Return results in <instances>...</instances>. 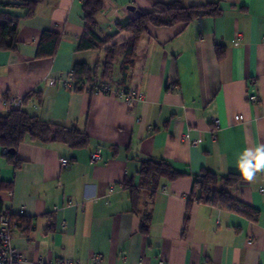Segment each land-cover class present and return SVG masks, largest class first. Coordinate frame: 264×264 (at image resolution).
Returning a JSON list of instances; mask_svg holds the SVG:
<instances>
[{
	"label": "crops",
	"instance_id": "0c3cea01",
	"mask_svg": "<svg viewBox=\"0 0 264 264\" xmlns=\"http://www.w3.org/2000/svg\"><path fill=\"white\" fill-rule=\"evenodd\" d=\"M24 1L34 0H1L8 6L0 11L20 21L17 49L0 51V114L11 109L5 98L20 97L31 115L76 127L89 142L75 149L25 140L15 148L18 168L0 150V178L12 186L0 197L15 214L11 241L26 259L19 264L56 258L92 264L93 254L101 264H264V0H103L94 31L113 36L118 55L111 81L97 80L141 93L133 106L60 83L74 64L103 60L102 49H78L82 0H39L31 16L24 6H10ZM172 1H217L222 13L149 25L120 84L122 46L132 34L118 24ZM44 31L53 37L43 38ZM250 84L256 104L246 100ZM185 134L201 143L190 145ZM98 148L101 159L92 162ZM150 158L167 161L181 176L140 188V161ZM203 170L238 175L228 191L240 209H255L257 219L193 200L185 222L193 181ZM144 214H150L146 233Z\"/></svg>",
	"mask_w": 264,
	"mask_h": 264
},
{
	"label": "trees",
	"instance_id": "16d2710c",
	"mask_svg": "<svg viewBox=\"0 0 264 264\" xmlns=\"http://www.w3.org/2000/svg\"><path fill=\"white\" fill-rule=\"evenodd\" d=\"M39 0L24 1L20 4L10 6H24L28 9L27 16H31ZM3 5L0 0V7ZM103 8V0H82V12L84 21V32L79 39V50H103V60L100 64L88 65L76 63L72 69V78L75 81V91L83 89L84 82H99L101 80L111 81L114 63L118 55V47L111 43L113 36L99 38L95 34L97 26L96 15ZM222 13L217 1L207 2L199 5L185 6L180 1L169 3L157 2L152 10L138 11L133 19L124 24H118V31H128L132 36L123 42V57L120 63V84H123L128 71L134 64L135 51L142 34L147 31L149 25L162 27L172 26L178 23L189 24L203 17H216ZM20 19L8 13L0 11V51L17 49L18 24ZM53 37V33L44 31L42 37ZM56 36V35H55ZM54 36V37H55ZM222 52H218L221 57ZM26 99V98H25ZM29 140L39 144H48L53 141L62 142L71 148L79 149L87 146L88 136L76 127H65L44 121L36 115L19 108H11L7 114H0V150L6 149L3 156L6 161L13 164L15 168L20 166L21 161L15 154H8L7 149L16 148L21 142ZM139 187L155 188L161 178L175 180L181 176L180 172L173 169L171 164L163 159H146L140 161L138 170ZM240 180L238 175H217L208 170H203L201 175L193 181L191 197L187 205L184 221L188 220V212L193 200L202 202L213 207H221L237 212L253 221L258 217V212L250 207L240 209L238 202L232 197L228 188ZM130 186L131 201L135 200V189ZM11 184L0 178V194L11 191ZM3 210L0 197V212ZM15 218V216H14ZM150 222V214H144L140 223V231L146 233ZM28 230V226L25 231Z\"/></svg>",
	"mask_w": 264,
	"mask_h": 264
},
{
	"label": "built area",
	"instance_id": "2783aa9c",
	"mask_svg": "<svg viewBox=\"0 0 264 264\" xmlns=\"http://www.w3.org/2000/svg\"><path fill=\"white\" fill-rule=\"evenodd\" d=\"M241 39V34L237 33L235 42ZM52 83V82H51ZM60 83L63 87H73L75 88L76 84L72 76L69 79H61ZM83 89L93 92V93H102L110 96H114L118 99H121L127 106H133L137 101L141 100L142 94L135 92L130 88L125 87H116L113 84L111 85L108 82H84ZM246 100L249 104H256L259 101V97L252 85H249V88L246 92ZM3 104L9 106L10 108H19L22 109L24 102L20 97L9 96L3 100ZM236 121L243 120V115H236ZM218 124V120L214 121V125ZM183 138L190 145H199L201 139H192L189 134H185ZM3 152H6V149H3ZM90 158L92 162H96L101 159V149H95L90 153ZM61 164L63 166L67 165L65 159H61ZM55 207L54 209H56ZM24 211L21 209L18 211L17 215H23ZM15 214L11 211L3 209L0 212V264H19L25 263L26 259L15 249L11 241V233L16 228V221L14 218ZM92 264H101V257L98 254L92 255ZM37 264H78L77 261L65 258H56L49 262L38 261ZM162 264V262H159Z\"/></svg>",
	"mask_w": 264,
	"mask_h": 264
},
{
	"label": "water",
	"instance_id": "95a60500",
	"mask_svg": "<svg viewBox=\"0 0 264 264\" xmlns=\"http://www.w3.org/2000/svg\"><path fill=\"white\" fill-rule=\"evenodd\" d=\"M127 8L129 10L133 11V7L132 6H128ZM7 153L13 155L15 153V148H9V149H7Z\"/></svg>",
	"mask_w": 264,
	"mask_h": 264
},
{
	"label": "rangeland",
	"instance_id": "374dc122",
	"mask_svg": "<svg viewBox=\"0 0 264 264\" xmlns=\"http://www.w3.org/2000/svg\"><path fill=\"white\" fill-rule=\"evenodd\" d=\"M110 84L112 85V82H110Z\"/></svg>",
	"mask_w": 264,
	"mask_h": 264
}]
</instances>
